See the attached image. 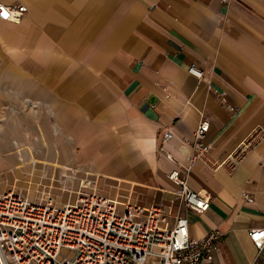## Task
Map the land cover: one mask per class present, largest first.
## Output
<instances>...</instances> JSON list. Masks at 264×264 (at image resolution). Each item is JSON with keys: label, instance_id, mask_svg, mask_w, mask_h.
<instances>
[{"label": "crops", "instance_id": "0c3cea01", "mask_svg": "<svg viewBox=\"0 0 264 264\" xmlns=\"http://www.w3.org/2000/svg\"><path fill=\"white\" fill-rule=\"evenodd\" d=\"M2 1L27 13L21 24L0 21V86L53 118L44 127L53 143L63 138L47 146L64 153V168L105 196L186 214L192 238L219 231L213 264H251L249 232L264 228V139L234 171L197 162L182 173L189 189L212 196L204 214L184 211L168 174L189 166L185 139L203 117L213 159L264 129V0Z\"/></svg>", "mask_w": 264, "mask_h": 264}, {"label": "built area", "instance_id": "2783aa9c", "mask_svg": "<svg viewBox=\"0 0 264 264\" xmlns=\"http://www.w3.org/2000/svg\"><path fill=\"white\" fill-rule=\"evenodd\" d=\"M26 13L25 5L0 0V21L21 24ZM189 73L198 79L203 77L195 67ZM210 125L203 117L193 137L185 139L192 147L189 166L179 165L168 174L179 187L176 197L184 211L198 215L209 211L212 196L189 189L182 173L189 172L197 162L213 170L227 167L234 171L264 139V129H258L231 155L213 159V146L204 143ZM172 138L171 131L164 135L162 151ZM164 153L175 162L171 154ZM69 180L60 190L61 200L50 192L35 199L18 192H0V264H213L222 237L219 231L192 238L186 214L172 215L161 206L147 209L121 202L103 195L87 179L80 182L75 200L65 203V192L70 198L74 191L67 189ZM242 198L254 202L248 192H243ZM249 237L258 251L251 264H260L264 228L252 229Z\"/></svg>", "mask_w": 264, "mask_h": 264}, {"label": "rangeland", "instance_id": "374dc122", "mask_svg": "<svg viewBox=\"0 0 264 264\" xmlns=\"http://www.w3.org/2000/svg\"><path fill=\"white\" fill-rule=\"evenodd\" d=\"M4 58L0 54V81L4 79L2 72ZM9 92L11 94L14 91L9 89ZM7 95V89L0 86V145L2 146L0 155L8 158L16 157V161L6 166L0 164V192H18L33 199L50 192L61 200L63 195L60 190L65 188L66 180L73 177V180H69L67 189H74L72 193H77L80 182L87 177L79 174L78 171L74 172V169L68 167L65 169V163L59 160L64 153L59 149L49 152L47 143L50 142L52 147V144H59L63 138L61 134H55V143H53V138L51 139V135L48 134L50 130L44 127L45 122L49 123L53 118L41 106L37 107V112L36 109L31 108L32 106L29 107V98L21 100L19 97L8 98ZM39 146L43 151H40ZM33 158L37 161L35 164L32 163ZM34 165L36 167H33ZM66 175L68 178H65ZM87 180L92 181L93 188L103 193L93 179ZM75 195L69 198V194L65 192V203L69 199L74 201Z\"/></svg>", "mask_w": 264, "mask_h": 264}, {"label": "snow or ice", "instance_id": "6c2138e0", "mask_svg": "<svg viewBox=\"0 0 264 264\" xmlns=\"http://www.w3.org/2000/svg\"><path fill=\"white\" fill-rule=\"evenodd\" d=\"M4 16L6 17L7 16V13H4ZM258 238V237H257Z\"/></svg>", "mask_w": 264, "mask_h": 264}, {"label": "bare ground", "instance_id": "6f19581e", "mask_svg": "<svg viewBox=\"0 0 264 264\" xmlns=\"http://www.w3.org/2000/svg\"><path fill=\"white\" fill-rule=\"evenodd\" d=\"M73 195V194H72Z\"/></svg>", "mask_w": 264, "mask_h": 264}]
</instances>
